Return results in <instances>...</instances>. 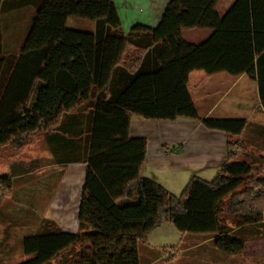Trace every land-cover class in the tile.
Masks as SVG:
<instances>
[{
	"label": "trees",
	"instance_id": "trees-1",
	"mask_svg": "<svg viewBox=\"0 0 264 264\" xmlns=\"http://www.w3.org/2000/svg\"><path fill=\"white\" fill-rule=\"evenodd\" d=\"M216 2L168 0L155 26L123 32L113 0H0V145L21 148L48 133L56 162L85 166L75 232L44 219L23 236L28 258L16 264H140L138 244L163 220L213 234L227 255L243 252L247 234H264V175L237 156L245 119L200 117L188 90L194 70L261 77L264 0H234L223 14ZM69 17L94 29L70 28ZM193 27L211 33L192 43L181 32ZM133 115L223 130L226 160L211 180L192 175L175 195L141 175L147 142L129 136ZM11 182L0 176L5 189Z\"/></svg>",
	"mask_w": 264,
	"mask_h": 264
},
{
	"label": "crops",
	"instance_id": "crops-1",
	"mask_svg": "<svg viewBox=\"0 0 264 264\" xmlns=\"http://www.w3.org/2000/svg\"><path fill=\"white\" fill-rule=\"evenodd\" d=\"M233 1L217 0L215 5L217 12L223 14ZM113 2L121 21V28L123 32H127L136 23L155 26L168 0H113ZM4 18L17 23H21L23 19L18 15H7ZM26 24L27 22L25 27ZM22 27L24 25L20 26L21 29ZM8 31L17 33L14 27ZM181 33L185 40L199 43L210 35L211 30L193 27L183 29ZM185 33L188 34V38H185ZM257 68L261 73L260 78L256 73L254 78H251L245 73L231 75L221 71L208 74L203 70L193 75L194 70L189 74L188 80V90L199 116L244 118L246 125L240 138L243 148L252 150L264 149V61L255 69ZM129 136L144 137L147 142L145 158L140 169L141 175L154 180L168 191L180 189L192 175L202 178L215 175L226 160V142L229 138L227 132L207 128L197 119L186 117L174 120L145 119L134 115L130 118ZM56 163L58 166L61 165ZM68 164L76 166L81 188L84 163ZM7 172L2 174L8 175ZM23 174L24 171L22 173L17 171L13 177ZM138 253L140 264L146 257L152 264L165 255L155 246L145 242L138 244Z\"/></svg>",
	"mask_w": 264,
	"mask_h": 264
},
{
	"label": "rangeland",
	"instance_id": "rangeland-1",
	"mask_svg": "<svg viewBox=\"0 0 264 264\" xmlns=\"http://www.w3.org/2000/svg\"><path fill=\"white\" fill-rule=\"evenodd\" d=\"M27 12L24 14L29 17ZM66 25L84 31L94 29L93 21L76 17H69ZM197 72L202 71L195 70L193 75ZM47 140L48 133H39L21 148L0 145V176L8 171L12 181L8 190L0 184V264H16L28 258L22 251V238L36 233L44 219L50 218L71 232L76 230L81 190L76 166H58ZM239 153L238 159L254 161L253 177L264 175V149H243ZM17 171H24L23 176L13 177ZM213 176L203 179L211 180ZM186 183L169 192L179 195ZM221 217L231 227L236 226L235 215L223 212ZM213 239V234L181 232L163 220L143 242L165 254L152 264H264V234H247L243 252L235 255L218 250ZM141 264H150L147 257Z\"/></svg>",
	"mask_w": 264,
	"mask_h": 264
}]
</instances>
